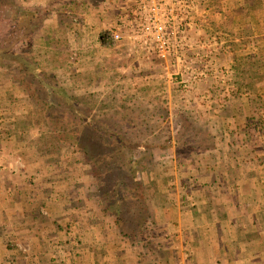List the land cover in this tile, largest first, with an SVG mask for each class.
Wrapping results in <instances>:
<instances>
[{"label": "rangeland", "instance_id": "rangeland-1", "mask_svg": "<svg viewBox=\"0 0 264 264\" xmlns=\"http://www.w3.org/2000/svg\"><path fill=\"white\" fill-rule=\"evenodd\" d=\"M14 3V0H0V51L9 55L5 67H0V95L6 91L4 83L8 81L10 87L12 81L16 86L13 90L22 93L24 100L21 104L12 101L5 104L0 100V141H4L0 142V175H11L12 181L20 187H24L22 183L27 181L29 196L27 202L24 201V216L19 218L23 223L41 221V224L54 228L56 232H50L48 236L59 241L57 246L67 244L72 229L79 238L77 245L81 249L85 238L82 228L88 226H92L91 234L104 233L112 237V242L120 240L123 244L125 238L129 241L140 239L149 246L150 238L153 239L158 231L157 224H162L159 219L165 209L189 205L194 193L218 191V187L212 188L215 182L212 177L222 170L217 166L220 159L246 158H243L244 154L237 155L233 147H252L255 137H260L263 154L256 158L254 167H261L256 174L264 177V109L259 106L260 99L253 96L254 89L244 87L237 96L240 99L251 92L247 106H256V110L250 108L245 124L249 138L239 140L234 134L233 120H229V126L225 127L227 136L217 138L215 134L211 135V123L205 121L201 113L209 111L206 108L210 100L184 103L183 92L176 88L171 91V101L159 90L157 94L160 95L155 100L148 84H142L145 89L137 86L132 92L123 89L119 81L127 74L120 70L130 63V57L125 58L127 52L121 43L107 41L105 33L100 39L96 36L94 40L85 37L78 41L81 52L91 50L98 56L96 64H101L103 70L94 66L82 72L80 81L82 84L90 81V87L74 89L73 93L63 84V75L55 71L59 66H68V53L53 55L50 48L43 46L32 33L34 27L35 30L50 31L52 25L48 20L51 17L47 15L50 8L46 12L44 9L40 11L37 21L33 16L23 18L26 9L22 10ZM219 12L222 15V11ZM210 13L208 10V17ZM89 16L81 17V28L86 29L85 25L91 19ZM97 29V26L94 29L91 26L88 30L98 35ZM202 31H198L200 37L220 40L219 53L230 48L226 31L211 36L210 33L202 34ZM60 37L61 43L68 44L63 33ZM88 42L96 45L93 50L88 48ZM241 44L246 46L248 41ZM104 53L110 56H101ZM216 54L212 56L210 68L219 58ZM16 56L33 67L38 66L43 74L39 79L59 85L75 96L78 100L75 106L68 107L59 95H53L41 84L39 87L38 80L30 71H23L25 66L17 62ZM244 67L249 68L248 65ZM254 69L238 70L237 83H248L254 72L258 74L257 70L251 71ZM218 75L219 72L214 74L216 78ZM138 76L147 82L149 73L142 71ZM252 96L256 102L250 99ZM245 101L238 100L237 104L243 111L247 109L241 106ZM218 103L219 106L225 105ZM226 144L233 150L222 155L224 151H219V148ZM232 168L230 170L234 171ZM223 169L226 171L225 166ZM201 177L204 182L198 184ZM227 185L232 191L231 185ZM248 186L244 185L243 191H249ZM261 186L264 183L255 185V188ZM251 189L255 191L252 185ZM261 218L264 224V214ZM33 236L36 238L37 232H31L28 241L35 240ZM88 238L94 239L95 235ZM94 243L101 247L100 243ZM20 246V250L12 249L14 257L18 258L16 264H21L20 261L22 264H38L37 260L45 264L39 258L23 261L19 253L30 254L32 246ZM52 247L47 248L49 252L55 250ZM118 247L114 245L113 251ZM37 250L34 247V252Z\"/></svg>", "mask_w": 264, "mask_h": 264}, {"label": "crops", "instance_id": "crops-1", "mask_svg": "<svg viewBox=\"0 0 264 264\" xmlns=\"http://www.w3.org/2000/svg\"><path fill=\"white\" fill-rule=\"evenodd\" d=\"M14 1L15 6L22 10L26 9L27 12L23 14V18L33 16L37 21L40 19V11L43 12L44 9L46 12V9L50 8L51 12L47 13L51 17L48 20L50 22L48 23L52 25L50 31L46 32L42 29V32L41 28L35 30L34 27L32 33L36 34L34 36L43 46L47 45L50 48L53 55L60 56L68 53V66L67 64L66 68L64 65L59 66L55 70L59 75H63V84L67 85L73 93H75L74 89L83 87L88 89L90 81L82 84L79 75L86 70L89 71V67L93 69L95 66L101 69L102 65L96 64L98 56L91 53V50L81 52L78 41L85 37L89 40H94L96 36L99 37L98 39L102 38V35L107 33L114 24L118 14L117 5L121 0ZM199 3L207 11L211 10L210 17L208 15L205 20L204 28L207 24L218 27L224 23L223 30L228 33L229 44H232V48L224 53L216 54L219 58L213 61V67L208 69L205 78L184 85L183 76L181 80H178L180 83L174 82L169 76L163 75L165 71L162 69V64L156 60L146 61L143 56L130 54L128 44L121 43L127 52L125 58L130 57L128 59L130 63L121 68L120 71L127 75L123 76L119 83L128 91L137 86L138 89H145L142 84H148V89L155 100L161 94L171 101L170 95L174 88L183 92L184 103L208 99L210 102L206 109L209 111L207 113L201 111V113L204 120L211 123L212 136L215 134L217 138L226 137L225 127L229 126V120H233L234 134L239 137V140L244 137L249 138L250 134L245 130V124L250 116V108L256 110V106H247V98L251 92L245 93L240 99L237 96L241 94L244 87L254 89L253 96L260 99L259 106L260 108L263 106L262 109H264V0L255 9L251 0H199ZM219 11L224 13L223 17ZM89 15L91 19L86 23V29L81 28L80 23L83 22L81 17L89 18ZM224 16H227L226 21ZM91 26L93 29L97 26L98 35L88 30H91ZM210 28L213 29L210 26L209 30ZM62 33L68 40V44L61 43ZM202 34H206L205 29ZM242 41L245 43L248 41V45L242 46ZM250 42H252L251 45ZM87 46L93 50L96 45L88 42ZM236 47H239L241 52L237 51ZM242 52L244 64L241 60H236V55H241ZM107 55L110 56V54ZM107 55L104 53L101 56ZM252 57L254 61L260 57V61L255 62V69L251 70H257L258 74L254 72V76L248 78V83L238 84L236 72L249 70L244 66L247 65L245 63L247 60L251 64ZM142 71L149 73L147 82L138 78ZM217 72L220 73L218 78L214 76ZM92 81L95 80L92 79ZM10 83L12 84L10 87L8 81L4 83L6 91L0 95L2 96L0 100L5 101V104L11 101L14 104H21L24 95L14 91L13 87L16 86L12 81ZM57 83L60 84L61 81ZM157 90L160 94H157ZM253 96L250 99L256 102ZM244 99L246 101L241 106L247 107L245 111L237 106L238 100ZM168 101L166 104H169ZM218 102L225 105L219 106ZM260 141V137L257 136L252 141V147L246 149L243 146L233 147L237 150L236 154H244L245 159L230 157L229 161L220 159L217 162L218 168L224 170V166L226 167V171L219 170L216 172L217 176L212 177L215 181L212 183V188L218 187V191L194 193L189 199L191 200L189 205L171 210L165 209L159 219L162 224H157L158 233L156 232V235L154 233L153 239L150 238L149 246L140 239L129 241L125 238L123 244L120 240L117 243L112 242L110 239L112 237L104 233L94 234V238L90 232L92 226L82 228L85 238L81 249L77 245L78 236L76 237L75 232L70 228L72 233L66 241L67 244L57 246L59 241L55 238L50 239L48 236L50 232H56L54 228L43 225L38 220V222L29 221L28 224L19 219L24 216L23 205L29 196L27 181L22 183L24 187H20V184L17 186L12 181L11 175L8 174L9 176L5 177L0 175V264H14L18 258L14 257L12 249L20 250L22 244L32 246L30 254L29 252L27 255L19 253L23 261L30 262L39 258L45 264L50 262L53 264H264V224L261 218L264 214V186L255 188V185L264 183V177L256 174L257 169L261 167H254L256 158L263 154V145ZM233 148L230 149L226 144L221 146L219 151H224L222 153L224 155L226 152L231 153ZM232 167L234 171L230 170ZM202 180L203 177L198 180V184L204 182ZM227 184L231 185L232 191L226 187ZM233 184L238 186L235 188ZM244 185H250L248 186L250 190L243 191ZM251 185L255 191L251 189ZM31 232H37V237H32L36 241L32 239L28 241ZM108 232L110 233L111 230ZM91 235L94 239L88 238ZM94 242L100 243L101 247L98 248ZM119 244L122 245L121 248L118 247ZM114 245L118 247L115 252ZM49 246H53L52 249L55 248V250L49 252L47 249ZM34 247L38 249L37 252H34ZM20 263L23 262L20 261ZM37 263L42 262L37 260Z\"/></svg>", "mask_w": 264, "mask_h": 264}, {"label": "built area", "instance_id": "built-area-1", "mask_svg": "<svg viewBox=\"0 0 264 264\" xmlns=\"http://www.w3.org/2000/svg\"><path fill=\"white\" fill-rule=\"evenodd\" d=\"M117 10L107 41L127 43L130 54L156 60L174 82L205 78L221 43L200 37L208 11L199 0H121Z\"/></svg>", "mask_w": 264, "mask_h": 264}, {"label": "trees", "instance_id": "trees-1", "mask_svg": "<svg viewBox=\"0 0 264 264\" xmlns=\"http://www.w3.org/2000/svg\"><path fill=\"white\" fill-rule=\"evenodd\" d=\"M251 2H252V5H253V9H255L257 5H260V3H263V0H251ZM207 8H209V7L207 6ZM223 14L224 13H222V16H223ZM224 17H225V21H226L227 16H224ZM224 25H225L224 23H221V25H219L218 27H216V26H212L210 24L209 26H211L213 29L210 28V30H209L208 25H206V28H204L205 27V25H204L203 28L205 29L206 34L210 33V36H211L214 33H218V32L224 33L225 32L223 30L224 29L223 28ZM229 45H230V48H232L231 47L232 44H229ZM242 49H243V47H242ZM254 57H252L251 64L249 63L248 60H247V62H245V63H247V65L250 64V66L249 65L248 66L251 69H253L255 67V62L257 60L260 61V57H259V59H256V61H254ZM8 59H9V55L6 52H4V51H0V67H5L4 66V63L7 62ZM16 60H17V62L20 65H22V67L25 66V69H23V71H25V72H27V71L29 72L30 71V74L38 80L37 83L39 84V87H40V84H41L43 87H47V89L51 90L53 95H56V94L59 95L62 99H64V101L66 102V104L68 105V107H72L73 105L75 106V104L78 102V100H77V98L75 96H72L69 92H67V90H64L59 85H55V84H53V83H51L49 81L43 80V78L42 79H39L41 76H43V74L40 71V68L38 66L37 67H35V66L33 67L30 63H28L27 61H25L20 56H16ZM236 60H241V63L244 64V61H243L244 60L243 53L241 55H236ZM119 212H121V210H119ZM117 222H118L117 224H120V220H117ZM120 233H121V231H120Z\"/></svg>", "mask_w": 264, "mask_h": 264}]
</instances>
